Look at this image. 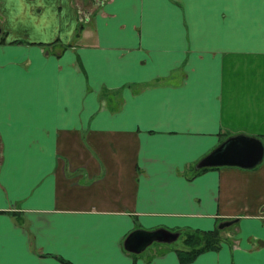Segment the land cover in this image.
Instances as JSON below:
<instances>
[{
  "label": "crops",
  "instance_id": "0c3cea01",
  "mask_svg": "<svg viewBox=\"0 0 264 264\" xmlns=\"http://www.w3.org/2000/svg\"><path fill=\"white\" fill-rule=\"evenodd\" d=\"M238 133L264 145V0H0V264H264V152L196 166Z\"/></svg>",
  "mask_w": 264,
  "mask_h": 264
},
{
  "label": "water",
  "instance_id": "95a60500",
  "mask_svg": "<svg viewBox=\"0 0 264 264\" xmlns=\"http://www.w3.org/2000/svg\"><path fill=\"white\" fill-rule=\"evenodd\" d=\"M262 140L254 135L238 133L227 136L212 150L203 155L197 162V167L215 165H237L251 167L263 156ZM179 232L165 228L153 230L133 229L124 239L123 245L131 251H140L152 241L169 242L178 236Z\"/></svg>",
  "mask_w": 264,
  "mask_h": 264
},
{
  "label": "trees",
  "instance_id": "16d2710c",
  "mask_svg": "<svg viewBox=\"0 0 264 264\" xmlns=\"http://www.w3.org/2000/svg\"><path fill=\"white\" fill-rule=\"evenodd\" d=\"M220 230L219 227H214L207 230L201 229L187 232L184 237L187 247L179 249V255L182 259H190L201 250L217 247L221 240Z\"/></svg>",
  "mask_w": 264,
  "mask_h": 264
},
{
  "label": "rangeland",
  "instance_id": "374dc122",
  "mask_svg": "<svg viewBox=\"0 0 264 264\" xmlns=\"http://www.w3.org/2000/svg\"><path fill=\"white\" fill-rule=\"evenodd\" d=\"M259 163V162H258ZM257 163V164H258ZM219 224L217 223L216 226H218ZM222 229H227V226H225L224 228L222 227ZM186 234V231H181L179 233V235L174 239V240H171L169 242H167V246H181L183 243H182V238L185 236ZM158 242L157 241H153V245H157ZM165 244V245H166ZM183 246V245H182Z\"/></svg>",
  "mask_w": 264,
  "mask_h": 264
}]
</instances>
